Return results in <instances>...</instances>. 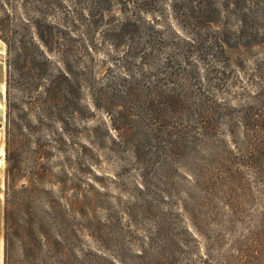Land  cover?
Instances as JSON below:
<instances>
[{
    "label": "rangeland",
    "instance_id": "374dc122",
    "mask_svg": "<svg viewBox=\"0 0 264 264\" xmlns=\"http://www.w3.org/2000/svg\"><path fill=\"white\" fill-rule=\"evenodd\" d=\"M92 1V8L81 10L76 0H44L59 21L68 17L76 23L79 12L89 20L91 89L103 102L94 105L97 97L91 101L90 94L89 141H84L87 150L82 153V165L77 167L72 156L67 160L52 156L47 163L49 173L40 187L49 194L39 197L35 205L44 209L46 200L53 201L55 210L48 208L52 222L58 205L62 213L61 232L52 231L59 234L61 244L58 235L47 236L55 245L52 252L62 247L75 255L64 264H264V0H248L239 9L223 11L219 18L217 30L230 48L220 62L199 74L206 100L202 105L217 122L214 132L207 137L190 134L181 140L172 134L175 119L168 115L151 125L152 136L142 139L146 155L140 162L132 157L123 131L111 127L106 109L108 84L120 77L115 59L124 51L116 27L127 13L119 0ZM6 3L12 40L18 45L21 34L13 36L14 26L30 18L26 10L31 4L23 0ZM134 9L127 12L134 14ZM135 15L137 25L147 21L158 28L167 25L180 30L167 5L152 14ZM0 50L3 264L6 198L12 203V188L26 184L28 178L19 176L30 170L33 159L20 170L5 151L7 106L13 104L16 92L12 78L7 82V48L1 39ZM162 78L156 76L157 87ZM167 133L173 149L168 148ZM157 135L158 141L149 145L148 139Z\"/></svg>",
    "mask_w": 264,
    "mask_h": 264
},
{
    "label": "trees",
    "instance_id": "16d2710c",
    "mask_svg": "<svg viewBox=\"0 0 264 264\" xmlns=\"http://www.w3.org/2000/svg\"><path fill=\"white\" fill-rule=\"evenodd\" d=\"M23 1L31 4L26 10L30 18L14 26L17 30L13 36L21 34L16 42L18 45L12 40V26L4 8L7 3L0 5L3 15L0 39L7 48V82L12 78L16 92L13 104L7 106L5 151L20 170L33 159L30 170L19 176L28 178L26 184L12 188V203L6 198L3 264H52L53 258L56 264H64L71 262L75 255L62 247L52 252L55 245L47 238L54 233L52 231L61 232L59 205L52 222L48 208L55 210L54 202L46 200L44 209L35 202L49 194L40 186L45 183L49 173L46 166L52 156L66 160L72 156L77 160V165L74 163L77 167L82 165V153L87 150L85 142L89 141L86 124L91 118L90 94L91 101L92 97L93 100L97 97L94 105L95 101L98 106L103 102L91 89L90 54L93 48L89 39V20L79 12L76 23L68 17L59 21L44 0ZM76 1L81 10L92 8L90 1L94 3L92 0ZM106 1L100 0L98 4ZM247 2L119 0L127 13L123 23L116 27L123 40L119 47L124 51L115 59L120 77L115 84H108L106 109L111 127L123 131L132 157L138 162L146 155L141 149L142 139L152 136L151 125L168 115L175 119L172 134L177 133L181 140L190 134L207 137L214 132L217 122L202 105L206 100L202 99L204 93L200 91V85L203 79L199 74L203 68L208 71L212 64L220 62V57L230 48L229 42L223 40L217 30L221 13L239 9ZM166 5L180 30L167 25L158 28L147 21L143 26L137 25L139 20L135 13L152 14ZM134 8H137L134 14L127 12ZM157 75L163 76L158 80L160 87L154 84ZM169 84H172L171 88H167ZM159 135L149 138V145L156 143ZM167 136L168 148L173 149L172 137L168 133ZM182 146L186 147L185 144ZM154 148L159 150L157 145ZM8 206H12L11 210ZM59 240L55 239V242L61 244L60 236ZM63 242L67 243V240Z\"/></svg>",
    "mask_w": 264,
    "mask_h": 264
},
{
    "label": "bare ground",
    "instance_id": "6f19581e",
    "mask_svg": "<svg viewBox=\"0 0 264 264\" xmlns=\"http://www.w3.org/2000/svg\"><path fill=\"white\" fill-rule=\"evenodd\" d=\"M1 50H2V49H1ZM1 50H0V53H1ZM0 155H3V152H2V151L0 152Z\"/></svg>",
    "mask_w": 264,
    "mask_h": 264
}]
</instances>
